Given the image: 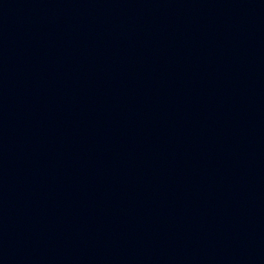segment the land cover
Masks as SVG:
<instances>
[{
    "label": "water",
    "instance_id": "95a60500",
    "mask_svg": "<svg viewBox=\"0 0 264 264\" xmlns=\"http://www.w3.org/2000/svg\"><path fill=\"white\" fill-rule=\"evenodd\" d=\"M0 264H264V0H0Z\"/></svg>",
    "mask_w": 264,
    "mask_h": 264
}]
</instances>
